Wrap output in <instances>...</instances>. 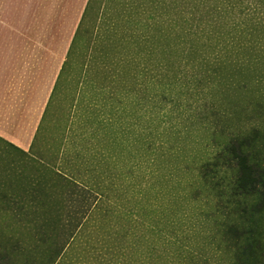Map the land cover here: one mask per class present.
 <instances>
[{
  "label": "rangeland",
  "instance_id": "1",
  "mask_svg": "<svg viewBox=\"0 0 264 264\" xmlns=\"http://www.w3.org/2000/svg\"><path fill=\"white\" fill-rule=\"evenodd\" d=\"M152 4L92 1L33 150L15 164L23 209L2 200L14 171L0 154V236L14 216L38 217L18 230L20 264H53L48 252L68 242L56 264H235L226 231L241 218H258L264 245V192L232 194L238 160L224 151L264 134V43L227 46L221 82L210 79L215 68L207 82L201 56L183 52L200 40L183 41L180 23L151 36L162 27ZM258 137L246 148L264 170Z\"/></svg>",
  "mask_w": 264,
  "mask_h": 264
},
{
  "label": "crops",
  "instance_id": "2",
  "mask_svg": "<svg viewBox=\"0 0 264 264\" xmlns=\"http://www.w3.org/2000/svg\"><path fill=\"white\" fill-rule=\"evenodd\" d=\"M92 1L0 0V154L14 171L2 200L24 204L15 164L33 150Z\"/></svg>",
  "mask_w": 264,
  "mask_h": 264
},
{
  "label": "trees",
  "instance_id": "3",
  "mask_svg": "<svg viewBox=\"0 0 264 264\" xmlns=\"http://www.w3.org/2000/svg\"><path fill=\"white\" fill-rule=\"evenodd\" d=\"M151 2L153 9L150 10L149 17H154V24H162L160 30L151 36L157 38L165 33L168 35L169 28L178 27L180 23L183 41L188 40L189 36L193 39L191 41H194V37L200 40V46H197L198 42L195 44L186 42L183 52L186 56H190L189 53L193 51V54H197L194 58L201 56L203 61L200 63L205 65L203 66L206 69L204 79L207 82L209 79L207 71L212 68L215 69L210 79L212 77L215 79L218 76L217 81L221 82L219 71L221 67L225 66L226 61L220 54L227 49V46H230L233 51L238 47L250 46L254 52L259 46L258 44L264 43V0H151ZM160 9L167 10V18L165 17L164 20H162L161 14H158ZM157 17L161 19L158 20ZM148 24L152 26L150 23ZM211 40L218 44L213 46L215 42L211 44ZM167 50L173 52L172 48ZM234 66L241 67L242 65L238 60ZM191 81L201 83L202 80L195 77ZM259 134H262L264 138L261 131H256L250 136L234 139L226 145L224 151L230 156L228 158L225 156L226 161L238 160V174L233 195L239 193L244 197L252 198L259 191V187L264 192V170L256 166L257 163L255 164V160H260V155L257 154V148L254 150V144H252L251 151L246 148L251 146L252 139L255 140L254 136L257 138ZM204 174L209 175V170H206ZM262 200L264 201V194ZM21 207L24 208V204ZM28 207L30 208V206ZM37 218L23 219L14 216L13 225L10 224L7 229L8 233L6 231L4 237L0 236V264H20L23 249L18 230L22 226L27 229L36 228L39 225L36 222ZM256 219H252V222L249 223L253 226H247L244 219L241 218V227L231 225L226 231V234L234 241L235 264H264V245H261L259 233L255 232L254 225L259 223L258 218ZM47 221L45 218L44 225ZM75 233L71 235L70 239L74 237ZM68 244L69 242L55 247L50 253L48 252V259H51V263L56 264L58 260H61Z\"/></svg>",
  "mask_w": 264,
  "mask_h": 264
}]
</instances>
